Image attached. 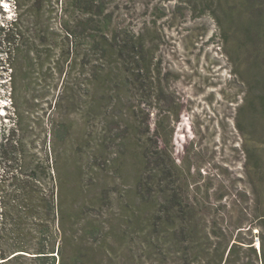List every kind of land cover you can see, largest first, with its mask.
<instances>
[{"label":"rangeland","instance_id":"1","mask_svg":"<svg viewBox=\"0 0 264 264\" xmlns=\"http://www.w3.org/2000/svg\"><path fill=\"white\" fill-rule=\"evenodd\" d=\"M87 8L99 15L86 26ZM262 8L264 0H0V141L15 122L12 65L30 154L54 174L65 261L205 264L219 234L252 239L258 257L243 248L237 264H262L259 230L236 232L264 217V186L248 163L264 141ZM17 19L22 38L12 43L1 28ZM64 27L81 34L68 75L40 46L64 40ZM168 208L173 219L161 225Z\"/></svg>","mask_w":264,"mask_h":264},{"label":"trees","instance_id":"2","mask_svg":"<svg viewBox=\"0 0 264 264\" xmlns=\"http://www.w3.org/2000/svg\"><path fill=\"white\" fill-rule=\"evenodd\" d=\"M88 5L91 6V3ZM260 10V17L262 18L263 13L264 18V8ZM83 14L90 17L86 21V26L99 15L93 13L90 8L84 9ZM19 21L20 19H17L7 28H1L2 34L9 42L16 43L22 38ZM64 28L67 32L64 40L56 41V44L41 43L40 46L48 47L47 52L51 61L49 63L53 64L57 73H64V69L68 68L66 70L68 75L76 63L75 56L79 52L81 34ZM257 53L260 55L259 51ZM9 68L12 70L10 83L15 122L11 129H5L4 137L0 141V264H90L92 258L88 254L81 255L72 262L63 259L62 245L58 240L60 232L54 174L49 160L30 154L31 120L18 104L17 69L12 65H9ZM61 127L66 128L65 124L59 126ZM66 131L68 138L71 131L69 128H66ZM52 133L53 140L56 141L58 131L54 130ZM259 133L264 135V130ZM9 147H12L10 157L4 152V149ZM248 163L258 176L259 186H264L263 140H255L254 151L251 155L249 153ZM158 168L160 165H157L156 170H159ZM159 173L166 174L164 169L159 170ZM165 191L169 192V189ZM166 194L169 202H174L175 195ZM177 214L180 220H190L185 217L184 211H178ZM163 216L161 225H167L173 219L171 209H166ZM259 219L257 225L250 224L245 227L248 230L238 227L236 232L238 236L244 232L253 236V230H259L260 260L264 264V217ZM215 238L217 241L205 248V264H237L239 250L243 248L253 251L258 257L257 250L251 246L254 244L252 239L245 243L239 241L238 237L236 240L222 241L219 234H215Z\"/></svg>","mask_w":264,"mask_h":264}]
</instances>
